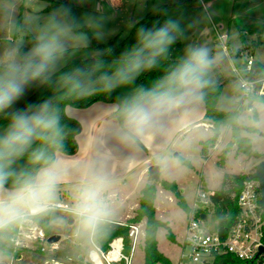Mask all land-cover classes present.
Here are the masks:
<instances>
[{
  "label": "clouds",
  "instance_id": "9594fccd",
  "mask_svg": "<svg viewBox=\"0 0 264 264\" xmlns=\"http://www.w3.org/2000/svg\"><path fill=\"white\" fill-rule=\"evenodd\" d=\"M76 26L73 8L60 3L51 10L30 49L13 48L0 60V115L7 117L0 130V233L29 215L47 211V203L70 174V166L58 157L63 150L60 109L51 98L22 108L15 105L33 84L52 82V73ZM181 35L180 21L170 16L152 27L141 26L135 43L121 53L111 71H105L103 61L98 60L93 67H76L60 79L69 92L81 95L93 93L97 86L104 92L126 87L143 71L157 67ZM213 64L207 47L189 45L167 73L120 98L115 106V134L128 144L154 134L165 116L199 99ZM35 144L39 146L33 147ZM25 154L31 167L16 173L12 166ZM79 167L82 181L74 191L71 213L76 235L87 239L105 227L113 209L105 195V177L91 164ZM9 181L11 186L6 187Z\"/></svg>",
  "mask_w": 264,
  "mask_h": 264
},
{
  "label": "rangeland",
  "instance_id": "374dc122",
  "mask_svg": "<svg viewBox=\"0 0 264 264\" xmlns=\"http://www.w3.org/2000/svg\"><path fill=\"white\" fill-rule=\"evenodd\" d=\"M73 1L77 5L75 11L77 26L72 30L71 38L66 42V51L53 72L75 60L94 59L97 50L92 47V35L96 38L97 43H107L114 38L120 41L129 34L134 23L149 13L155 14L161 5L172 0ZM48 4L49 0H24L23 7H20L18 11V21L21 20V26L18 27L17 21L14 34H12L13 40H0V60L5 59L13 48L28 46L29 42L22 28H26L36 37L51 15V11H45ZM166 16L178 19L181 24L182 35L178 55L183 56L189 45L205 46L210 50V54L214 57V64L209 72V77L214 82H221L223 86L220 106L226 110H235L238 108V104L242 103L238 121L242 126L249 128L243 129L242 134L251 137L253 149L264 156V100L253 102L257 114L255 116L253 108H248L249 101L243 97L241 76H245L247 72L245 57L240 55V49L244 48L248 53H252L255 59L264 60V0H194L188 4L167 8ZM5 19L8 21L6 15H3V19L0 16L2 29H5L6 26ZM233 34H237V36L234 37ZM85 38L86 42H82ZM166 58L167 55L161 58L158 65L162 64ZM40 85L38 82L33 84L29 91L36 90ZM63 85L62 80L58 81L53 88V93H56ZM136 87L135 80L133 84L116 89L120 92H131ZM24 99L25 97L15 107H19ZM229 135L230 132H222L220 139L224 136L223 138L226 140ZM228 141L222 150H225ZM175 153L177 151H173L171 155L173 156L172 162H167L164 165L162 176L168 180H176L180 189H184L182 193L189 203L195 202L196 194L200 189H220L223 185L224 174L227 172L247 173L250 171L253 173L256 166L254 163L258 161L255 157H249L244 153L237 154L233 149H230L225 154L223 165L220 164V160L224 151H219L218 153L214 152L206 161L199 154L193 155L194 157L191 159L195 167L191 168L175 160ZM28 162L26 156L21 157L16 160L12 168L16 173H20ZM162 179L155 180L153 183L157 185ZM56 194L49 201L50 204L56 203L60 199L64 200V198L57 197ZM111 206L113 209L112 218H119L126 212L118 204ZM156 207L157 217L163 221H169L171 231L177 238V241L170 240L167 236V229L160 227L158 233L160 248L176 261L174 264H177L180 259L181 242L186 232L187 212L179 206L176 197L170 191L160 190V188L157 192ZM50 212L48 234L61 235L60 249L55 253V257L65 261L67 256H71L73 260L64 263L78 264L80 258L77 254L82 251L83 256L80 263L87 264L88 253L91 252L89 249L92 247L90 237L85 239L87 245L77 249L74 241L81 237L73 236L76 232V222L74 225H70L69 217L72 214L57 208H53ZM210 216L212 217V215ZM141 221L145 227L146 237L147 219L143 218ZM210 225L214 227L211 223ZM2 240L6 246L12 248L7 235H4ZM15 253L22 255L20 264H45L46 257L38 251L21 248ZM0 259V261H5L1 257ZM143 260L142 244L137 250L136 261L142 263ZM0 264L2 263L0 262Z\"/></svg>",
  "mask_w": 264,
  "mask_h": 264
},
{
  "label": "trees",
  "instance_id": "16d2710c",
  "mask_svg": "<svg viewBox=\"0 0 264 264\" xmlns=\"http://www.w3.org/2000/svg\"><path fill=\"white\" fill-rule=\"evenodd\" d=\"M194 0H172L169 3L161 5L155 14H147L144 18L134 23L129 34L122 40L117 38L111 39L107 43H97L96 38L92 35L93 45L97 51L94 59H81L75 60L71 63L64 65L55 72L52 73V82L49 84H41L31 95H29L17 108H22L28 103L39 102L46 98H51L53 103L60 109L61 124L63 127V152L74 153L77 150L76 135L81 130L80 122L70 117L65 112V107L68 104L77 107H87L95 101L102 100L106 102L119 103L120 98L130 94L122 93L117 89L111 92L102 91L99 86H97L96 91L88 95H81L78 93L69 92L65 85L53 93V88L55 84L60 81L63 73L69 72L76 67L91 68L95 61L102 60L104 64L105 71H111L115 65V62L119 59L121 53L129 49L135 43V35L138 28L152 27L154 23H162L166 18V10L169 7H174L186 3H191ZM64 3L70 5L74 13L76 11L77 5L73 0H49L48 6L45 11H51L58 4ZM21 26V20L18 21V27ZM22 31L27 37L28 46H22L24 50L30 49L35 43V37L26 29L22 28ZM181 45V36L177 39V42L171 46L168 53V57L165 62L158 65L157 67L146 70L141 73V75L136 79L137 86L144 85L149 86L153 81L167 73L171 66L178 63L181 58L178 57V50ZM264 75V63L255 59L249 73V77L259 78ZM208 83L204 88H202V96L205 103V119L212 123L213 135L207 140L202 141L201 155L204 159L209 157L210 148L213 147L218 139L223 126H227L231 129V140L228 142L220 164H224L225 154L232 148L235 147L237 153H244L249 157H255L258 160L264 158V156L255 151L252 147V139L247 135L242 134L243 129H249L248 127L242 126L239 121V114L242 108V103L239 104L238 108L235 110H224L218 107V101L222 93V84L214 83L209 74L207 76ZM255 100H264L263 96H256L252 98ZM251 108L256 110L253 105ZM7 122V117L0 115V125ZM252 128H255L252 126ZM254 130V129H250ZM37 147L39 146L38 144ZM33 145V146H35ZM28 155V154H27ZM180 160L183 164L188 167H193L189 159L180 156ZM31 167L30 163L23 169V171L28 170ZM251 174L246 173H225L223 178V185L220 189L215 190L214 194L211 195L212 206L206 208L207 213L212 215V227L216 230L222 237H225L228 233L229 228L237 221L240 210L238 206V195L244 187L245 181ZM161 185L163 188L171 191L179 204L187 213L191 211V207L188 205L184 195L181 192L178 184L174 180H161ZM11 186V181L6 185ZM157 197V185L153 181L148 182L141 190L139 196V207L135 211L133 217H131L127 222L141 221L143 218L147 219L146 225V237L143 244V249L145 252L144 264H174L169 257H167L158 248L157 231L160 227H165L167 229V236L170 240L175 241V236L171 231L169 223L158 218L156 215L155 200ZM50 210L39 212L31 215L32 220L40 222L41 226L44 228L46 233L50 231ZM19 222L11 226L7 231L0 233V250L6 253H11L13 249L5 245L2 240L4 235H9L16 230ZM49 230V231H48ZM124 236L128 243V227L119 222L109 220L103 229L95 234L96 241L104 248L109 246L110 241L116 236ZM81 262V259H80ZM78 264H82V263ZM212 264H257L255 260H243L236 257L230 253H222L217 255Z\"/></svg>",
  "mask_w": 264,
  "mask_h": 264
},
{
  "label": "crops",
  "instance_id": "0c3cea01",
  "mask_svg": "<svg viewBox=\"0 0 264 264\" xmlns=\"http://www.w3.org/2000/svg\"><path fill=\"white\" fill-rule=\"evenodd\" d=\"M23 4L24 0H0V16H2V19L3 15H6L8 17V21H6L7 19H5V29H2V27L0 26V40H13L12 34H14L19 18L18 11L20 7H23ZM1 21L2 20H0V22ZM233 36L236 37L237 34H233ZM178 57L182 58L183 56L178 55ZM257 60L264 62V60L261 59ZM214 83L222 84L221 82ZM34 91H29L25 95V99ZM122 93L130 92L122 91ZM219 103L220 99L218 101V107L224 109L220 106ZM116 105L117 103L115 102H106L102 100L95 101L87 107H77L71 104L66 105V114L77 119L80 122L81 130L76 135L77 150L71 154L65 153L63 151L58 153L59 159L70 166V174L67 177L66 181L58 186L56 195L57 197L64 198V200L60 199L57 202L64 201L72 205L74 191L77 185L82 181L79 166L85 163L91 164L99 173H101L105 177L107 181L105 186V195L110 204H118L126 211L123 216L121 215L119 218L111 217L110 220L117 222H126L134 216L135 211L139 207V196L142 188L148 182L152 181L150 180L148 172L149 167L152 164L159 165L160 178L166 179L162 176V169L167 162H172L171 160L173 156L171 155L173 151H177L178 155H175V160L181 162L180 156L189 159L193 165L192 168H194L195 164L191 158L196 154H199L202 157L201 142L211 137L213 135V130L212 126H209L211 123L205 119L206 108L202 96V89L200 90V97L195 103L177 109L165 116L163 118L162 124L154 132V134L136 144L125 143L120 140L119 137L115 134L114 129L118 124V117L115 111ZM252 105L254 106V104ZM6 124L7 122L0 125V130H2L3 126H5ZM222 132H230V135L226 140H224V136L220 139ZM228 140H231V129L227 126H224L218 136L215 145L210 148L209 157L214 152L218 153L219 151H224V149L222 150V148ZM33 147H37V145ZM231 149L236 152L235 147H232ZM25 156L28 159V155L25 154ZM207 159L204 160L206 161ZM161 161H166V163H161ZM259 161L260 160L256 161L254 165H256ZM246 174H252V172L249 171ZM177 184L180 188L178 182ZM159 188L160 190L163 189L164 191H169L163 188L161 183H157V192L159 191ZM181 192H184V189H181ZM187 203L191 208L194 205V202L189 203V201H187ZM49 204L50 203L48 202L47 205ZM74 224L75 219L74 222L70 225L72 226ZM159 230L160 228L157 231L159 250L163 252L167 257H169L173 263H176V261H174L166 251H163L160 248L158 238ZM73 236L78 238L76 232L73 234ZM92 238L96 241L95 234L90 236V240H92ZM175 241H177L176 236ZM74 244L78 249V247H84L85 245H87V242L85 241V239L79 238L74 241ZM91 248L89 249V251L91 250ZM0 251V257L3 260H7L8 253L3 252L2 250ZM89 254L90 253H88V255ZM77 255L81 259L83 256V252L80 251ZM87 258H89V256ZM1 263L5 264V261H1ZM90 263L91 261L88 259L87 264ZM137 263L144 264V260L142 261V263Z\"/></svg>",
  "mask_w": 264,
  "mask_h": 264
},
{
  "label": "built area",
  "instance_id": "2783aa9c",
  "mask_svg": "<svg viewBox=\"0 0 264 264\" xmlns=\"http://www.w3.org/2000/svg\"><path fill=\"white\" fill-rule=\"evenodd\" d=\"M240 55L245 57L247 72L245 76H241L244 99L250 101L256 96L264 97V75L252 79L249 77L255 60L254 55L244 48L240 49ZM214 192L202 189L197 192L194 205L187 213L186 232L177 264H212L215 257L222 253H230L243 260H255L257 264H264V251L259 252V248L264 247V209L260 205L259 180L246 179L237 199L240 210L238 219L229 228L225 237L212 228L211 214L205 211L212 206L211 195ZM46 207L47 210L57 208L71 213L72 205L59 201ZM202 213L208 215L207 219L202 218ZM119 223L128 227V243L125 237L120 235L114 237L109 246L104 248L92 238L90 264H138L136 253L144 244L145 227L142 221ZM49 236L40 222L32 220L29 215L19 222L16 230L8 237L14 252L7 255L5 264H20L22 255L15 252L21 248L38 251L46 257L45 264H65L64 262L72 261L71 256H67L65 261L55 257V253L60 249V241L51 243L48 241Z\"/></svg>",
  "mask_w": 264,
  "mask_h": 264
},
{
  "label": "water",
  "instance_id": "95a60500",
  "mask_svg": "<svg viewBox=\"0 0 264 264\" xmlns=\"http://www.w3.org/2000/svg\"><path fill=\"white\" fill-rule=\"evenodd\" d=\"M254 100H250L248 103V108H251V105L253 104ZM177 156L178 153H175ZM149 176L150 180L155 181L160 179V167L157 164H152L149 169ZM247 179H258L259 180V186L261 190V197H260V205L264 209V158L260 160L256 166L254 172L247 177ZM202 218L207 219L208 215L206 213H202ZM74 222V218L70 217L69 218V223L72 224ZM61 239L60 234H51L48 238L49 242H58ZM264 247L259 248V252H263Z\"/></svg>",
  "mask_w": 264,
  "mask_h": 264
}]
</instances>
